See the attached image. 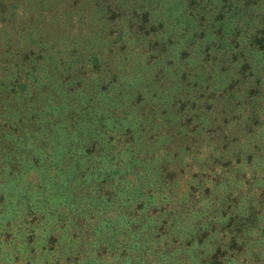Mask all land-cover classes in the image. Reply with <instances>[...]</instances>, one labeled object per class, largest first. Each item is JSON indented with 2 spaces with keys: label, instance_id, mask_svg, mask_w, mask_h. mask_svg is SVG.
Segmentation results:
<instances>
[{
  "label": "trees",
  "instance_id": "16d2710c",
  "mask_svg": "<svg viewBox=\"0 0 264 264\" xmlns=\"http://www.w3.org/2000/svg\"><path fill=\"white\" fill-rule=\"evenodd\" d=\"M6 1L0 184L43 169L16 202L28 224L26 254L50 220L77 245L63 254V235L48 238L52 264H264V65L255 60L264 54V26L242 39L244 17L230 16L264 0H215V10L207 0L204 13L188 12L200 29L184 25L170 37L166 25L198 0ZM57 85L66 87V107L56 110ZM80 98L88 110H71L72 132L56 139L61 110ZM102 159L117 172L87 181ZM55 178L69 200L60 217L47 218L25 192L52 198L46 183ZM100 196L121 219L117 230L96 231L111 213L91 203Z\"/></svg>",
  "mask_w": 264,
  "mask_h": 264
},
{
  "label": "rangeland",
  "instance_id": "374dc122",
  "mask_svg": "<svg viewBox=\"0 0 264 264\" xmlns=\"http://www.w3.org/2000/svg\"><path fill=\"white\" fill-rule=\"evenodd\" d=\"M207 0H198V5H195L191 7L190 9H187V13H183L181 17H178L176 20V24H167L166 29L168 30V36L170 37L171 34L174 33V31H184L183 27L185 25L186 28H184L186 31L193 32L194 29L196 30L198 27L193 25V14H189L190 12H199L198 14L204 13L207 8L204 6V3ZM211 7L213 6L214 10L217 7V1L210 0ZM166 2V1H165ZM172 4V3H171ZM7 6V1L3 0V4L0 3V8L2 9L4 6ZM14 4H10V7L13 8ZM178 6V3L176 4ZM174 5L170 6V11L174 10ZM239 7H236L233 9L234 12L230 14L232 15H238L239 18L244 17V28L245 30H242L241 32V38L242 39H251L253 37L254 30L259 26L262 29V26H264V2L259 6V8H254L251 6V8L246 7L245 5H242V8L240 10H237ZM189 12V13H188ZM180 18L182 20H180ZM171 19V18H170ZM184 19H188V22L181 25L180 22H183ZM169 20V19H167ZM192 25V29L189 27ZM200 29V28H198ZM217 29V27H216ZM209 42H213L215 38L214 36H208ZM191 37H188L190 40ZM185 45L184 42L178 43L175 47L178 49L182 47V45ZM88 52L85 53L87 55ZM256 62L258 61L259 64L256 68H261V66L264 65V54L261 52L257 54V58L255 59ZM40 74L41 69H39ZM23 78V77H22ZM37 79H40L38 81V85L43 87L45 83H43V80L39 78L37 75ZM35 80V77L33 78ZM264 80V77H263ZM249 86V85H248ZM66 87H63L65 89ZM249 88V87H248ZM62 86L57 85L56 86V93L59 92V95L61 96L60 103H55V106L51 107V109L56 108L62 109L65 105V98L62 97L61 92L63 91ZM250 93V92H249ZM251 94V93H250ZM251 96V95H250ZM83 98H80L77 101H73V103L69 102L67 104L68 109L67 110H61V114L59 116L64 119L63 122H59L58 124H55V138L61 139L60 132L65 131L66 132H72L70 130V125L67 123L66 117H69L70 111L74 109H80L83 112L87 111V107L83 104ZM249 103L252 105L254 102L251 98H249ZM68 114V115H67ZM67 115V116H66ZM76 131V129L74 130ZM70 134H68L69 136ZM62 148V147H61ZM87 166L90 164H86ZM43 169H38L36 167H33L29 171L27 170L24 174V181H21L19 177H15L14 179H10L6 182H3L0 184V264H30L27 261L28 259H34L33 264H52L56 259L58 258L57 253L52 252L53 250H48V238L54 237L58 238L60 235H63L62 243L57 244L59 251L61 253H65L66 251L70 250L74 251L77 248V245L72 242V240L67 236V233L64 232L65 227L58 228L55 225H50L46 223H50L52 221L48 220L45 222L44 225H42L36 232L35 238L32 240V242L28 241L31 248H33L31 254H26V252L29 250L27 248V245H24L22 243V238L24 236V232L28 229V224L26 220L21 215V211L18 208V205H16V202L19 197V191L23 189V185L25 181L37 183L38 180L41 179V172ZM87 174V181L91 178H93L94 173H101V174H108L113 175L115 174L116 168L114 167V164L107 162L106 160H100L97 163H93L90 168L88 169ZM24 172V171H23ZM58 179H50V182L46 183L47 189L51 190L52 198L46 197V200H43L44 196L41 194L39 190L36 191H30L25 192L28 193L29 201L33 204L35 209H41L45 208V213L47 215V218H51V216L54 215V218L60 217L61 213H63L64 210H66V206L69 200L68 195L66 194V186L65 183L62 182V184H57ZM41 194V196H39ZM56 194H60L59 196ZM38 197V200L37 198ZM57 197V198H56ZM21 198V196H20ZM91 203H98L100 208H103L104 211H110L111 213H108V215H101L98 219V221L94 224L95 229L97 232L103 233V231L111 230V228H115L117 230L119 226L122 225L121 219L119 216L113 215L112 203L106 201L103 196L94 198L91 200ZM19 204V202H18ZM90 205V204H89ZM42 206V207H41ZM90 209V208H89ZM38 212V211H37ZM60 213V214H59ZM38 213L33 214L34 217L37 216ZM59 214V215H57ZM94 227V226H93ZM109 233V232H108ZM117 240H121L122 236L120 235L119 231H116ZM107 235V234H106ZM58 242V241H56ZM27 243V244H28ZM209 243V242H208ZM211 243V242H210ZM123 242H121L119 248H123L125 246ZM211 246V245H210ZM70 247V248H69ZM128 255V254H123ZM123 256V257H124ZM235 262V261H233ZM104 263V262H103ZM102 261H99L98 264H103ZM135 263V262H134ZM137 264H143L142 261L137 262Z\"/></svg>",
  "mask_w": 264,
  "mask_h": 264
}]
</instances>
